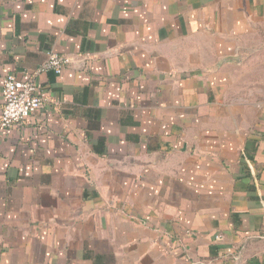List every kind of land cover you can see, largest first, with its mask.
Listing matches in <instances>:
<instances>
[{
    "label": "crops",
    "instance_id": "0c3cea01",
    "mask_svg": "<svg viewBox=\"0 0 264 264\" xmlns=\"http://www.w3.org/2000/svg\"><path fill=\"white\" fill-rule=\"evenodd\" d=\"M264 0H0V264H264ZM62 75L36 70L50 53Z\"/></svg>",
    "mask_w": 264,
    "mask_h": 264
},
{
    "label": "built area",
    "instance_id": "2783aa9c",
    "mask_svg": "<svg viewBox=\"0 0 264 264\" xmlns=\"http://www.w3.org/2000/svg\"><path fill=\"white\" fill-rule=\"evenodd\" d=\"M72 60L57 53H50L46 61L36 70L35 75L47 73L62 75ZM46 88L37 80H21L14 74L3 79L4 106L0 117V129L27 122L40 111L48 100Z\"/></svg>",
    "mask_w": 264,
    "mask_h": 264
},
{
    "label": "rangeland",
    "instance_id": "374dc122",
    "mask_svg": "<svg viewBox=\"0 0 264 264\" xmlns=\"http://www.w3.org/2000/svg\"><path fill=\"white\" fill-rule=\"evenodd\" d=\"M256 65L249 67L246 86L256 89V94H264V28L256 38Z\"/></svg>",
    "mask_w": 264,
    "mask_h": 264
}]
</instances>
